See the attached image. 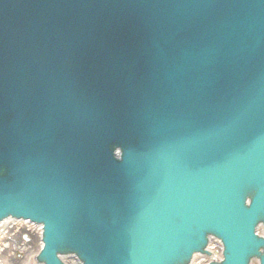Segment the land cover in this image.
<instances>
[{"label":"water","instance_id":"1","mask_svg":"<svg viewBox=\"0 0 264 264\" xmlns=\"http://www.w3.org/2000/svg\"><path fill=\"white\" fill-rule=\"evenodd\" d=\"M0 132L38 262L264 264V0H0Z\"/></svg>","mask_w":264,"mask_h":264},{"label":"bare ground","instance_id":"2","mask_svg":"<svg viewBox=\"0 0 264 264\" xmlns=\"http://www.w3.org/2000/svg\"><path fill=\"white\" fill-rule=\"evenodd\" d=\"M21 223H11L9 220L4 221L3 223H0V264H10L11 263V258L9 255H6L7 250H12L14 246L11 242L15 240L16 235L21 229ZM24 228V227H22ZM26 230V228H24ZM257 231L260 236L264 237V229L259 227L257 228ZM29 237H33L35 239V242L39 244L40 241V235L39 231L37 229H34L33 227H30L28 230ZM10 242V246H7ZM14 243V242H13ZM6 246V247H5ZM220 243L217 240L209 239L208 243L206 244L205 251L209 256L207 257H201L199 255H193L191 258H189V262L187 264H206L210 261H214L215 259L221 258L219 253H220ZM37 252V251H36ZM34 252V253H36ZM33 253V254H34ZM14 255V253H12ZM29 257V256H28ZM65 264H74V262H65ZM253 263V262H252ZM32 264H38L36 261H34ZM254 264V263H253Z\"/></svg>","mask_w":264,"mask_h":264},{"label":"rangeland","instance_id":"3","mask_svg":"<svg viewBox=\"0 0 264 264\" xmlns=\"http://www.w3.org/2000/svg\"><path fill=\"white\" fill-rule=\"evenodd\" d=\"M13 242H11L14 245L11 246V248L13 247V249H9L6 251V255H9L11 258L10 264H27L28 256L35 258L34 252H36L39 248V244L35 242V239L33 237H29V233L25 229H21L18 232ZM7 246H10V242ZM12 253H14V255ZM29 264H32V262H30Z\"/></svg>","mask_w":264,"mask_h":264}]
</instances>
